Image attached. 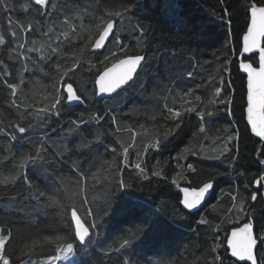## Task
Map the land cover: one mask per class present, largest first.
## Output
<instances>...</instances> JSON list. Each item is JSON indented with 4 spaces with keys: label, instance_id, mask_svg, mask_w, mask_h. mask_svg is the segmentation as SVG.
I'll return each mask as SVG.
<instances>
[{
    "label": "trees",
    "instance_id": "obj_1",
    "mask_svg": "<svg viewBox=\"0 0 264 264\" xmlns=\"http://www.w3.org/2000/svg\"><path fill=\"white\" fill-rule=\"evenodd\" d=\"M251 2L67 0L64 5L52 0L49 16L43 19L22 11L0 14L4 34L11 31L9 17L23 21L19 39L9 36L10 43L0 45V178L16 174L13 170L19 168V174L35 185L34 193H45L43 199L30 198L21 191L28 187L23 181L15 182V187L11 182L9 187L0 186V221L4 222L0 229L15 221L10 225L16 238L8 245L9 253L41 261L72 243L78 256L75 264H123V260L211 264L217 254L225 264H236L226 251L229 230L246 222L254 225L256 233L264 228V187L254 183L264 177V166L258 163L264 160L260 154L264 141L250 133L245 121V76L239 69L241 60L257 63L256 54L239 59L248 19L243 5ZM109 10L124 14L114 20L106 47L91 51L89 37L95 35L101 13ZM30 25L33 30L25 32ZM17 43L26 45L20 59L11 52ZM31 48L44 49L45 56H53L51 63L39 59L41 53L27 51ZM121 48L125 55H143L145 60L123 90L97 99L95 77L107 66L105 57L108 64L114 62L112 53L121 58ZM56 63L61 69H72L74 63L82 66L74 70L71 80L63 81ZM5 75L7 83L18 85L15 97L4 83ZM68 82L83 94V104L69 106L64 101L59 112L35 120L31 130L13 133L12 126L25 108L35 112L54 103L53 86ZM217 87L222 90L219 99L227 104L209 103L216 99ZM169 108L179 111L181 118L170 114ZM189 109L214 115L199 116ZM81 116L83 124L69 123ZM226 143L229 152H224ZM36 148L47 152L43 163L37 160ZM124 148L129 149L127 165ZM60 158L63 164L55 162ZM21 160L23 167H19ZM137 163L145 169L143 174L134 168ZM121 180L125 187H120ZM209 180L213 188L205 203L196 211L183 208L180 189ZM258 187V198L252 201ZM65 205L90 210L94 218L88 217V223H101L85 248L76 243L73 230L69 232ZM217 238L224 246L211 253ZM124 239L129 245L117 252ZM260 251L264 253V248Z\"/></svg>",
    "mask_w": 264,
    "mask_h": 264
},
{
    "label": "snow or ice",
    "instance_id": "obj_2",
    "mask_svg": "<svg viewBox=\"0 0 264 264\" xmlns=\"http://www.w3.org/2000/svg\"><path fill=\"white\" fill-rule=\"evenodd\" d=\"M110 3H114V0H109ZM61 3L67 5V0H61ZM52 4V0H24V2L17 3V0H0V14L6 13L8 11H22L25 14H31L36 18L43 19L44 17L49 16L48 6ZM55 7V5H53ZM245 9V16L249 19H246L245 23L247 25L246 30L243 32V52L250 53L253 49L259 50V67H253V63H241L240 67L247 73V95H246V121L247 125L250 126L251 132L255 134L256 137L261 138L264 141V85L260 83V74L264 73V45L261 44L260 38L264 37V0H253L250 4L243 5ZM43 9V11H42ZM67 10V8H66ZM99 10V6H98ZM129 9L125 8L124 12H128ZM124 13L120 10H109L107 12H102L100 17V22L96 25L97 31L94 36L89 37V42L91 48L100 50L106 47V42L110 39L111 35L114 33V20L118 17H122ZM231 16V13H229ZM8 27L11 29L10 32L4 34L0 32V45H5L10 43L8 37H11V40L16 41L19 39V32L23 28V21L17 23L12 20L11 17L8 18ZM25 32L33 30L31 25L27 29H23ZM119 46V45H118ZM26 49V45L23 43H17L11 48V52L16 54L17 58H21L22 52ZM29 52H38L41 53L39 59L47 60L48 63H51L53 56H45L44 49L31 48L27 49ZM51 52L54 55L57 54V49L52 48ZM114 62L108 64V57H105V63L107 64L104 67L102 72H99L96 75L94 80V89L96 90V95L100 94H117L118 90H123L133 79L134 74L137 73L138 67L142 66L145 57L141 55H125L123 49L121 48L120 56L122 58H116L117 53L111 54ZM25 60H28L29 57L23 56ZM35 63V61H33ZM48 65L46 64L45 67ZM79 65L74 63L72 69L63 68L59 63L55 64V68L60 70V78L63 81H68L72 79L74 70H77ZM7 73V68L4 69ZM191 76L192 74L189 73ZM4 83L7 89L11 90L13 96L15 97L18 85L15 83H7V75H5ZM78 89L74 88L72 82L66 84H61L60 87L53 86L52 97L54 98V103L50 105L38 108L35 112L25 108L20 115L19 122L12 126L13 133L24 134L26 131L31 130L34 126L35 120L43 121L47 116L53 112H59V106L66 101L71 102H83V94H77ZM222 94L221 88L217 87L214 92L215 100L210 101L209 103H214L216 105L227 104V101L220 100L219 97ZM48 99V97H45ZM199 99V97H197ZM169 113L174 115L176 118H181L182 114L179 111L173 113L171 108L168 109ZM189 111L197 112L199 116H212L214 113L206 111H198L197 109H189ZM100 119H103L101 117ZM83 124L84 120L81 117H78V121H69L70 124L75 125ZM117 122V117H112V123ZM176 128H180V124H176ZM3 131V127H0V132ZM69 132L72 131L70 127ZM204 128L200 129V132L203 133ZM12 139H17L16 135L12 136ZM233 137L229 136L228 140L231 141ZM115 151V149H113ZM128 148H124V164H128ZM36 152L39 153L37 160L43 163L47 159V152L42 148H36ZM224 152H229V147L227 143L224 147ZM192 155H199V151H192ZM260 154L264 156V147L261 148ZM223 155V153H222ZM219 159V157H217ZM57 163L63 164V158L55 161ZM258 163L261 166H264V160H259ZM25 164L24 160L20 161L19 167H23ZM51 167V165H49ZM80 168L79 165H77ZM188 169L195 172V168L192 164H188ZM135 169H138L141 174L145 172V169L141 167L139 163L134 165ZM82 170V168L80 169ZM16 174H10L3 178H0V186L9 187L10 182L11 186L15 187V182L23 181L24 184H27L26 189L22 188L21 191H27L29 197L37 196L39 199L45 197L44 192H33V187L35 185L28 179L27 176H22L19 174V168L14 169ZM153 176H159V172H153ZM143 179H148L146 175H143ZM175 183V181H173ZM254 183L258 184L260 187H264V177H260L255 180ZM123 180L120 182V187H125ZM247 187V186H246ZM213 188V181L209 180L204 182L202 186H187L180 189L182 193V199L179 203L184 206L186 209H195L198 205L201 204V201L204 200L205 194L208 193ZM259 187L251 195V200L255 201L258 198ZM20 193H17L19 196ZM10 200L14 202V198L10 197ZM233 200H236L237 197L233 196ZM244 207V201L240 202L239 210L242 211ZM0 211H3L0 209ZM86 212V215L82 216L80 213ZM64 216L68 218L69 232L71 233L74 228V238L81 242V247L85 248L91 244L94 239L93 231L101 227V223L94 222L89 224L88 217L94 218V213L90 210H85L84 208H77L72 206L69 208L68 205L64 206ZM0 223H4L0 221ZM15 223L14 220L7 221L5 228L0 229V264H32L31 260L25 261L23 255L15 257V252H8V245L16 238L14 230L10 227L11 224ZM200 223L206 224L207 220H201ZM7 231V234L5 232ZM98 235V233H97ZM226 239V251L230 253L231 258H235L236 264H264V253H261V249L264 248V228H261L259 233H256L255 227L252 223H244L241 227H233L231 232L227 234ZM129 245V240L124 239L123 242L119 245L117 252L125 249ZM224 246V242L217 238L215 246L211 248V253H217L218 250ZM73 244L68 243L65 249H57V251H66L72 252ZM57 256H48L46 261L41 262V264H53L57 259ZM119 264V262H117ZM123 264H129V260H123ZM211 264H225V258L219 254L215 255L211 261Z\"/></svg>",
    "mask_w": 264,
    "mask_h": 264
},
{
    "label": "water",
    "instance_id": "obj_3",
    "mask_svg": "<svg viewBox=\"0 0 264 264\" xmlns=\"http://www.w3.org/2000/svg\"><path fill=\"white\" fill-rule=\"evenodd\" d=\"M249 19V18H248ZM114 25H115V23H114ZM247 27V26H246ZM242 36H243V34H242ZM242 36H241V47H240V53H239V59L242 57V56H244V57H247V56H249V55H251V54H256V59H257V63L256 64H253V67H256V68H258L259 67V50L258 49H253V51L252 52H250V53H244L243 52V40H242ZM108 42V41H107ZM260 42H261V44L262 45H264L263 43H264V37H261L260 38ZM91 51H96V49H93V48H91ZM141 56H143V55H141ZM144 57V56H143ZM122 58V57H121ZM241 63H252L251 61H249V60H241L240 62H239V69H240V72L245 76V87H246V94H245V99H246V95H247V73L246 72H244V70L240 67V64ZM138 69H139V67H138ZM138 69H137V71H138ZM104 70V68L100 71V72H102ZM99 74V73H98ZM97 74V75H98ZM135 75L136 74H134V77H135ZM260 83H261V85H264V73H261L260 74ZM126 87V86H125ZM124 87V88H125ZM75 88V87H74ZM96 91V90H95ZM119 91H121V90H118V92ZM78 94V93H77ZM95 95H96V92H95ZM115 94H100V95H96V98L97 99H103V98H107V97H111V96H114ZM65 101H66V98H65ZM66 104L67 105H69V106H72V105H77V104H83V102H71V103H69V102H67L66 101ZM246 106H247V104L245 105V109H244V113H245V121H246ZM246 123H247V121H246ZM248 128H249V131H250V133L253 135V136H255V134L254 133H252L251 132V129H250V126L248 125ZM256 137V136H255ZM256 138H258V139H261V138H259V137H256ZM211 191V190H210ZM210 191L208 192V193H206L205 194V198H204V200H202L201 201V204L200 205H198L197 206V208H195V209H186V210H189V211H196V210H198L204 203H205V201H206V199L208 198V195H209V193H210ZM253 201V200H252ZM183 206V205H182ZM183 208H184V206H183ZM247 223V222H246ZM244 223H242L241 225H239V226H236V227H241L242 225H243ZM73 230H74V228H73ZM231 230H232V228L229 230V232H228V234L231 232ZM76 242L78 243V244H81V242H79L77 239H76ZM225 245H226V243H225ZM228 255L230 256V253H228ZM233 260H235V258H232ZM236 261V260H235ZM241 263H243V262H241ZM249 264H250V262H249Z\"/></svg>",
    "mask_w": 264,
    "mask_h": 264
},
{
    "label": "rangeland",
    "instance_id": "obj_4",
    "mask_svg": "<svg viewBox=\"0 0 264 264\" xmlns=\"http://www.w3.org/2000/svg\"><path fill=\"white\" fill-rule=\"evenodd\" d=\"M65 248H66V246L63 249H65ZM73 251H74V248H73L72 252H70V253L66 252V251H60V253L58 254V258L54 261L53 264H70L69 259L72 257ZM28 260H31L32 264H41V262L46 261L47 259L40 261L39 259L30 258V259H27L25 261H28Z\"/></svg>",
    "mask_w": 264,
    "mask_h": 264
},
{
    "label": "bare ground",
    "instance_id": "obj_5",
    "mask_svg": "<svg viewBox=\"0 0 264 264\" xmlns=\"http://www.w3.org/2000/svg\"><path fill=\"white\" fill-rule=\"evenodd\" d=\"M6 34V33H5ZM89 64V63H88ZM178 172V171H177ZM206 205V204H205ZM214 229V228H213Z\"/></svg>",
    "mask_w": 264,
    "mask_h": 264
}]
</instances>
